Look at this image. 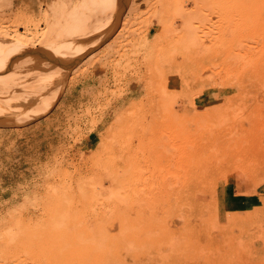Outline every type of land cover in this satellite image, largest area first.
Wrapping results in <instances>:
<instances>
[{
    "label": "rangeland",
    "instance_id": "obj_1",
    "mask_svg": "<svg viewBox=\"0 0 264 264\" xmlns=\"http://www.w3.org/2000/svg\"><path fill=\"white\" fill-rule=\"evenodd\" d=\"M87 1L0 0V264H264V0Z\"/></svg>",
    "mask_w": 264,
    "mask_h": 264
},
{
    "label": "bare ground",
    "instance_id": "obj_2",
    "mask_svg": "<svg viewBox=\"0 0 264 264\" xmlns=\"http://www.w3.org/2000/svg\"><path fill=\"white\" fill-rule=\"evenodd\" d=\"M68 1H69V0H68ZM86 1H87V0H86ZM77 2H78V1H77ZM80 2H81V1H79V3H78L79 5H80ZM87 2H89V1H87ZM92 2H93L92 4H94V0H93ZM82 3H86V2H82ZM90 3H91V2H90ZM75 4H76V3H75ZM78 4H77V5H78ZM87 4H88L87 9H89V8L91 9L90 5H92V4L89 5V3H86L85 5H87ZM77 5H76V6H77ZM79 5H78V6H79ZM85 5H82V6H84L83 8L86 7ZM76 6L74 7V9H73V8H72V9L75 10V8H78V9L80 8V7H76ZM80 6H81V5H80ZM98 6H99V5H98ZM103 6H105V5H103ZM103 6H102V7H103ZM65 7H66V6H65ZM66 8H67V7H66ZM98 8H99V7H98ZM72 9H70V10H71L70 12L73 11ZM61 10H62V9H61ZM96 10H98V9H96ZM80 11H82V9H80ZM80 11H79V12H80ZM77 12H78V11H77ZM83 12H84V10H83ZM83 12H82V13H83ZM87 12H88V11H87ZM87 12H85V13H87ZM73 13H74V12H73ZM80 13H81V12H80ZM80 13H78V15L81 16ZM85 13H84V14H85ZM82 15H83V14H82ZM83 17H85V16L83 15ZM81 19H82V18H81ZM74 20H75V19H74ZM78 20H79V18H78ZM68 21H69V20H68ZM78 22H79V21H78ZM70 23H71V22H70ZM70 23H69V24H70ZM74 23H75V22H74ZM64 24H65V23H64ZM67 24H68V23H67ZM70 26H71V25H70ZM73 26H74V25H73ZM68 27H69V26H68ZM80 28H81V27H80ZM80 28H79V30H80ZM71 31H72V29H71ZM76 31H77V30H76ZM77 32H78V31H77ZM14 33H15V32H14ZM2 34L4 35V34H6V33H2ZM2 34H1V37H2ZM74 34H75V33H74ZM39 35H40V34H39ZM75 35H76V34H75ZM15 36H16V35H15ZM41 37L43 38V36H41ZM41 37H40V38H41ZM5 38H6V37H5ZM5 38H4V41L1 42V44L5 42V40H6ZM10 38H11V37H10ZM53 38H54V37H53ZM7 39H8V38H7ZM55 39H56V38H55ZM1 40H3V39H1ZM1 40H0V41H1ZM9 40H10V39H9ZM9 40H8V41H9ZM39 40H40V39H39ZM58 40H59V39H58ZM10 41H11V40H10ZM18 41H19L20 43H22L23 45L28 46V43L25 44V42L23 41V39L19 38ZM26 41H27V40H26ZM59 41H60V40H59ZM11 42H12V41H11ZM28 42H29V41H28ZM5 43H6V42H5ZM30 43H31V42H30ZM30 43H29V44H30ZM39 43H40V42H39ZM8 44H9V42H8ZM8 44H7V45H8ZM12 44H13V42H12ZM2 45H3V44H2ZM2 45H1V46H2ZM5 45H6V44H4V46H5ZM9 45H10V44H9ZM15 45L18 46V43L15 44ZM23 45H22V46H23ZM19 46H21V44H20ZM19 46H18V48H19ZM22 46H21V47H22ZM29 46H30V45H29ZM30 47H31V46H30ZM1 48H2V47H1ZM1 48H0V49H1ZM3 48H4V47H3ZM3 48H2V49H3ZM5 48H7V47H5ZM10 48H11V47H10ZM24 48H26V47H24ZM13 49H14V48H13ZM26 49H27V48H26ZM4 50L7 51L8 48H7V49H4ZM4 50H3V51H4ZM16 50H17V49H16ZM20 50H22V51L24 50V51H25V49H23V48H22V49L19 48L18 51L20 52ZM9 51H10V50H9ZM3 53H4V52H3ZM5 54H6V53H5ZM7 54H8V53H7ZM2 55H3V54H1L0 56L2 57ZM4 56H5V55H4ZM6 56H7V55H6ZM3 59H4V58H3ZM3 59H2V60H3ZM0 61H1V60H0ZM3 61H4V60H3ZM3 61H2V62H3ZM2 65H3V64H2ZM2 65L0 64V66H1L0 68L3 70ZM6 65H7V64H6ZM3 67H5V68H9L8 66L6 67L5 65H3ZM1 69H0V71H2ZM7 70H9V69H7ZM3 72H4V71H3ZM3 72H2V73H3ZM7 73L9 74V73H11V72L9 71V72H7ZM44 73H45V72H44ZM0 74H1V72H0ZM1 76H2V74H1ZM7 76H8V75H7ZM9 76H12V74H9ZM45 76H46V74H45ZM45 76H43L44 79H45ZM3 77H4V76H2V78H3ZM2 78H1V79H2ZM10 78H12V77H10ZM46 78H48V77H46ZM5 79H6V78H5ZM8 79H9V77H8ZM3 80H4V78H3ZM9 80H10V79H9ZM4 81H5V80H4ZM21 81H22V80H21ZM45 81H46V80H45ZM1 82H2V81H1ZM14 83H15V82H14ZM2 84H5V82L2 83ZM16 84H17V83H16ZM20 84H21V83H20ZM5 86H7V85H5ZM10 86H11V85H10ZM13 86H14V85H13ZM17 86H18V85H17ZM19 86H20V85H19ZM0 87H1V86H0ZM15 87H16V86H14V88H15ZM33 89H34V88H33ZM36 90H37V87H36ZM34 91H35V90H34ZM35 92H36V91H35ZM7 100H8V99H7ZM11 100H12V99H11ZM8 101H9V100H8ZM5 102H6V101H5ZM13 102H15V101H13ZM1 104H2V103H1ZM5 109H6V108H5ZM1 110H4V109H1ZM2 112H3V111H2Z\"/></svg>",
    "mask_w": 264,
    "mask_h": 264
}]
</instances>
